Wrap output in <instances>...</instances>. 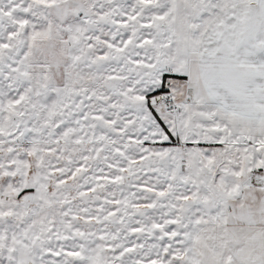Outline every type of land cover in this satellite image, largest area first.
Masks as SVG:
<instances>
[{
    "label": "snow or ice",
    "instance_id": "1",
    "mask_svg": "<svg viewBox=\"0 0 264 264\" xmlns=\"http://www.w3.org/2000/svg\"><path fill=\"white\" fill-rule=\"evenodd\" d=\"M0 264H264V0H0Z\"/></svg>",
    "mask_w": 264,
    "mask_h": 264
}]
</instances>
